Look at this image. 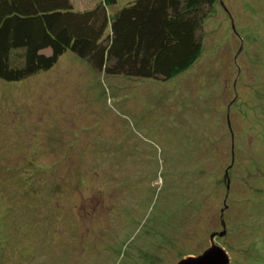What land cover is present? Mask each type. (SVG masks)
Instances as JSON below:
<instances>
[{
    "label": "rangeland",
    "instance_id": "1",
    "mask_svg": "<svg viewBox=\"0 0 264 264\" xmlns=\"http://www.w3.org/2000/svg\"><path fill=\"white\" fill-rule=\"evenodd\" d=\"M202 44L168 81L70 51L0 80V264H177L222 210L229 264H264V0H216Z\"/></svg>",
    "mask_w": 264,
    "mask_h": 264
},
{
    "label": "trees",
    "instance_id": "2",
    "mask_svg": "<svg viewBox=\"0 0 264 264\" xmlns=\"http://www.w3.org/2000/svg\"><path fill=\"white\" fill-rule=\"evenodd\" d=\"M215 2L132 0L109 16L116 0L83 10L71 0H0V80L48 71L67 51L106 75L174 79L200 58Z\"/></svg>",
    "mask_w": 264,
    "mask_h": 264
},
{
    "label": "water",
    "instance_id": "3",
    "mask_svg": "<svg viewBox=\"0 0 264 264\" xmlns=\"http://www.w3.org/2000/svg\"><path fill=\"white\" fill-rule=\"evenodd\" d=\"M225 179L227 182V190L229 189V177L228 170L225 172ZM226 209V206L225 208ZM223 210L221 211V225L222 232L221 233H213L210 236V247L206 249L202 254L196 257H188L180 260L177 264H229L230 259L228 254L225 252L223 248L216 245L214 239L216 236H223L225 234V223L222 219Z\"/></svg>",
    "mask_w": 264,
    "mask_h": 264
}]
</instances>
